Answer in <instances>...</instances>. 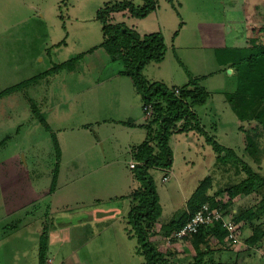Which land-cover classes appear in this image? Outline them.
<instances>
[{"label": "rangeland", "instance_id": "rangeland-1", "mask_svg": "<svg viewBox=\"0 0 264 264\" xmlns=\"http://www.w3.org/2000/svg\"><path fill=\"white\" fill-rule=\"evenodd\" d=\"M115 2L143 4L0 0V264H38L41 244L45 264L145 262L127 232L129 195L139 186L130 164L137 166L135 149L147 139L145 126L151 137L156 125L152 113L144 114L133 81L121 73L122 62L110 60L101 47L96 15ZM155 2L145 17L120 19L164 36V59L146 64L142 76L169 88L196 81L209 97L194 108L199 130L171 136L170 171L149 170L162 208L150 239L168 264H195L192 240L169 242L161 226L187 213L202 181L211 177L208 196L221 190L215 200L227 202L222 190L246 176L244 165L260 177L250 194L231 199L227 220L255 211L264 196V107L240 121L229 101L237 90L235 70L228 73L217 53L249 46L251 25L264 22V1ZM258 111L262 118L255 117ZM220 147L231 151L227 163L219 161ZM236 226L234 241L225 239L221 247L209 241L204 264H235L252 230L264 228V217ZM262 241L240 264H264Z\"/></svg>", "mask_w": 264, "mask_h": 264}, {"label": "trees", "instance_id": "trees-1", "mask_svg": "<svg viewBox=\"0 0 264 264\" xmlns=\"http://www.w3.org/2000/svg\"><path fill=\"white\" fill-rule=\"evenodd\" d=\"M142 1L141 6H136L130 2L107 3L98 10L96 18L102 29L101 47L105 49L110 60L122 62L124 70L121 73L133 81L135 89L142 99L144 114L146 115L150 111L152 113L151 123L156 125L154 135L151 137L150 125L145 126L148 129L147 139L135 149L137 166L134 168L137 172L134 174V179L139 182V186L129 195L131 207L127 215L129 226L127 232L130 238L136 239L137 253L145 257L143 264H168L166 255L159 251L150 239V235L155 232V225L161 215L162 208L149 170L161 168L170 171L173 163V151L169 140L174 134L199 130L194 108L205 105L209 93L196 81L187 86L169 88L162 83H151L142 76L143 67L150 62L160 63L167 51L165 39L161 32L142 33L120 21V19L145 17L149 12L156 9L155 0ZM249 38V46L226 48L217 52L219 54L218 59L221 61L220 65L235 70L237 90L229 96V101L240 121L250 119L255 108L264 107V22L259 25H251ZM72 62L64 63L58 68L68 67ZM175 89H178V93L175 92ZM148 107L150 108L147 111L144 110ZM256 114V118H262V112L259 113L258 111ZM261 122L264 127V118ZM42 124L47 130L50 129L45 121ZM53 139L59 158L60 149L54 135ZM222 152H224L223 155ZM230 152V149L227 151L222 147L217 148L219 161L227 163L226 160ZM236 164L242 168L241 163L237 162ZM243 168L246 176L241 181L232 183L222 190L229 196L227 202L215 200L221 190L216 192V196H214L215 194L208 196L207 190L210 187L211 177L202 181L200 188L193 195L187 213L177 221L174 220L168 225L161 226L166 238L175 229L183 226L188 218L205 203H208L210 208H219L224 217L231 214L233 211L230 205L231 199L240 194H250L254 190L253 184L260 179L245 165ZM54 183L55 176L50 191L54 190ZM232 216L234 217L232 221L235 223H239L242 219H246L249 223L262 220L264 217V196L255 211L248 210L239 215L232 214ZM227 236L228 231L222 226L220 220L216 221L213 226L200 227L198 232L190 238L196 252L195 256L191 258L192 261L195 264H204L203 258L211 250L209 241L214 238L217 241L216 245L221 247ZM263 237L264 228L262 226L253 229L251 235L245 239L246 250L239 253L238 261L235 264H240L246 251H251V248L258 246L260 241L263 244ZM42 246L44 245L41 244L39 249L38 264H45L46 262V247ZM216 264H221V262Z\"/></svg>", "mask_w": 264, "mask_h": 264}, {"label": "built area", "instance_id": "built-area-1", "mask_svg": "<svg viewBox=\"0 0 264 264\" xmlns=\"http://www.w3.org/2000/svg\"><path fill=\"white\" fill-rule=\"evenodd\" d=\"M178 93V89H175ZM144 108V110H148ZM150 111L146 115H150ZM135 163L130 164V168H134ZM166 179V178H165ZM222 221V226L227 229L228 236L226 237L229 241H234L237 237L235 231L237 229V223L232 220H227L222 214V211L217 208H210L208 203L202 205V207L191 217L188 218L186 223L178 229H175L171 235L167 238L169 242L182 241L190 239L194 234H196L200 227H210L213 226L216 221ZM174 244V243H173Z\"/></svg>", "mask_w": 264, "mask_h": 264}, {"label": "crops", "instance_id": "crops-1", "mask_svg": "<svg viewBox=\"0 0 264 264\" xmlns=\"http://www.w3.org/2000/svg\"><path fill=\"white\" fill-rule=\"evenodd\" d=\"M109 58V57H108ZM247 220L246 219H242V221H241V224L243 225V227H246V224H247V222H246ZM242 227V228H243ZM129 236V235H128ZM176 244V243H175ZM136 252H137V246H136ZM62 262V261H61ZM59 263V262H58ZM64 264V263H63Z\"/></svg>", "mask_w": 264, "mask_h": 264}, {"label": "water", "instance_id": "water-1", "mask_svg": "<svg viewBox=\"0 0 264 264\" xmlns=\"http://www.w3.org/2000/svg\"><path fill=\"white\" fill-rule=\"evenodd\" d=\"M228 73H231V70L230 69H228Z\"/></svg>", "mask_w": 264, "mask_h": 264}, {"label": "clouds", "instance_id": "clouds-1", "mask_svg": "<svg viewBox=\"0 0 264 264\" xmlns=\"http://www.w3.org/2000/svg\"><path fill=\"white\" fill-rule=\"evenodd\" d=\"M137 163V162H136Z\"/></svg>", "mask_w": 264, "mask_h": 264}]
</instances>
